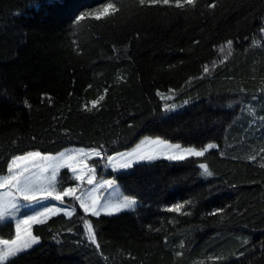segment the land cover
<instances>
[{"label": "trees", "instance_id": "obj_1", "mask_svg": "<svg viewBox=\"0 0 264 264\" xmlns=\"http://www.w3.org/2000/svg\"><path fill=\"white\" fill-rule=\"evenodd\" d=\"M105 2L0 0V170L27 151L55 155L104 144L113 154L160 136L184 146L217 143L219 150L200 159L213 175L160 160L119 176L123 194L141 207L90 217L102 255L83 238L76 204L71 221L60 216L34 226L41 244L15 264H264V0H197L186 10L115 0L119 13L73 27L76 14ZM229 39L232 55L186 84L224 59L218 49ZM105 88L101 105L85 111ZM170 88V103H189L165 114L156 92ZM241 88L245 105H236ZM96 161L99 176L117 177ZM61 172L62 186H72ZM188 200L190 215L163 210ZM217 209L224 211L209 215ZM12 235V225H0V236Z\"/></svg>", "mask_w": 264, "mask_h": 264}, {"label": "snow or ice", "instance_id": "obj_2", "mask_svg": "<svg viewBox=\"0 0 264 264\" xmlns=\"http://www.w3.org/2000/svg\"><path fill=\"white\" fill-rule=\"evenodd\" d=\"M141 7L167 6L178 10L188 8L195 9L197 0H138ZM209 8H215V4H209ZM122 10L115 0L98 5L94 9L80 11L73 19V27L79 28L86 19L101 21ZM261 39H264V21L259 28ZM252 45H256V40H252ZM233 41L227 40L219 47V52L224 54L223 60H213L212 66H203L201 77H190L186 84L189 86L195 79H202L220 63H223L228 56L232 55ZM91 88V85H89ZM108 88L104 89V94L98 95L96 99L86 102L85 111L97 109L101 102L105 100ZM168 95L161 91L156 92V96L163 102L162 111L165 114L173 113L179 108L187 105L188 100L183 105L170 103L174 100V90L168 89ZM246 90L241 88L239 94L233 101L236 105H245ZM253 100L256 96L252 97ZM27 103V102H25ZM91 105V108L88 105ZM232 105L229 104V107ZM248 112L255 116V111L251 106ZM244 111V108H241ZM158 115V111H153V116ZM264 119V117H261ZM132 127V125H129ZM35 139V138H33ZM212 150H219V145L215 142H208L203 146H184L182 143H173L169 139L160 136H144L130 150H113V154H108L104 144L98 147H80L73 150L65 149L55 155L44 153L40 150L27 151L22 155H13L7 162V172L0 170V225L5 227L14 224V235L10 238L0 236V264H15V261L24 255H29L35 246L41 244V237L34 233V226L45 225L53 217H64L71 221L77 217L79 210L83 215L78 217L83 228V238L88 242V246H94L97 252H101V245L98 242V234L95 225L90 217L99 218L102 215L107 217L117 216L123 213L135 212L141 204L135 195L123 194L121 185L117 183L119 176H133L137 169L153 168L160 160L169 163H191L195 165V170H199L201 177H211L213 175L210 165L200 162ZM264 152V148L260 149ZM220 155L224 153L221 151ZM258 155V154H257ZM257 155H250L248 159L255 161ZM105 162L104 167L111 168L113 173H117L116 178L105 179L97 172L98 161ZM92 161V163H89ZM264 167V165H261ZM62 169L70 173V180L75 181L74 186H62ZM112 190V195L102 198L101 192ZM66 198L67 201H66ZM53 201L57 203H53ZM192 204L191 200L176 203L164 208L168 213L190 215L185 211L186 206ZM21 208H27L29 213L19 215ZM224 209H217L209 215L216 216ZM149 230L151 226L149 225ZM68 232L73 229L69 228ZM156 231H160L156 229ZM82 241H78L81 243ZM247 243V241H245ZM184 247L181 242V248ZM102 255V252H101ZM181 256V252L176 253ZM107 259V258H105Z\"/></svg>", "mask_w": 264, "mask_h": 264}, {"label": "rangeland", "instance_id": "obj_3", "mask_svg": "<svg viewBox=\"0 0 264 264\" xmlns=\"http://www.w3.org/2000/svg\"><path fill=\"white\" fill-rule=\"evenodd\" d=\"M141 139H143V138H141ZM140 139V140H141ZM140 140H138L136 143H138ZM135 143V144H136ZM135 144L133 145V147L135 146ZM73 149H76V148H71V149H68V150H73ZM131 149V148H130ZM130 149H128V150H130ZM99 158H93V160H98ZM91 161H89V163H90ZM105 169H107L108 171H111V168L110 167H108V168H105ZM61 171H66L67 172V170L66 169H62ZM112 172V171H111ZM68 173V172H67ZM69 174V176L71 175L70 173H68ZM105 179H112L111 177L110 178H108V177H106ZM73 181V180H72ZM75 181H73V185L72 186H74L75 185ZM110 195H112V190H107V191H102L101 192V196H102V198H105V197H107V196H110ZM68 198H66V200H67ZM53 203H57V202H55V201H53ZM30 212V210L29 209H27V208H21V211H20V213H19V215H23V214H25V213H29ZM12 226H13V232H14V224H12Z\"/></svg>", "mask_w": 264, "mask_h": 264}]
</instances>
